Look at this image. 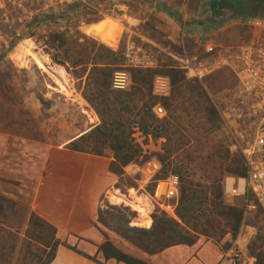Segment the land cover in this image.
Masks as SVG:
<instances>
[{"label": "trees", "instance_id": "1", "mask_svg": "<svg viewBox=\"0 0 264 264\" xmlns=\"http://www.w3.org/2000/svg\"><path fill=\"white\" fill-rule=\"evenodd\" d=\"M208 5L213 18L240 16L238 10L226 9L217 0H210ZM45 43L55 50L50 59L65 70L73 71L72 75L82 82L80 95L98 119L96 125L67 146L95 155L108 149L112 157L109 168L119 175L123 166L136 162L141 155V148L133 137L134 131L145 139L162 138L160 151L154 154L160 164V173L155 179L167 173L176 174L179 179L177 195L171 199L174 216L154 206L149 213L150 225L149 221L137 224L139 219L137 215L132 217L134 212L107 203L98 209L97 221L148 254L173 244H191L198 235L218 242L229 234L233 240L242 225L243 208L224 201L222 179L226 175L242 176L244 166L239 152L230 150V143L225 139L204 149L207 135L218 128L219 114L201 82L207 77L231 72L221 68L198 81L185 78L183 70L171 59L160 60L155 67L126 68L130 84L117 90L110 86L111 76L113 71L124 67L122 57L116 52L92 40L81 41L72 34L65 36L59 31L49 33ZM155 76L167 78L169 89L166 95L153 91ZM155 104L162 106L163 116L157 117L152 112ZM148 186L149 192L153 193L155 182ZM112 192L121 194L115 190ZM108 200L114 204L122 203L113 194H108ZM0 205L15 211L13 202L7 199ZM7 223V220L0 219V264L11 262L15 248L11 238L21 240V244L24 241L7 230L10 227ZM27 226L28 239L39 243L40 248L30 250L27 246L22 255H17L21 260L19 264H46L61 242L54 237V228L32 213L28 215ZM25 232L27 230L24 231L26 235ZM46 248L45 258L41 260ZM100 249L106 258L114 257L127 264H146L115 250L107 242ZM249 254L255 258L254 264H264V254Z\"/></svg>", "mask_w": 264, "mask_h": 264}, {"label": "crops", "instance_id": "2", "mask_svg": "<svg viewBox=\"0 0 264 264\" xmlns=\"http://www.w3.org/2000/svg\"><path fill=\"white\" fill-rule=\"evenodd\" d=\"M209 1L195 0L183 10L187 17L183 31L188 41L198 43L201 53L204 42L222 44V37L225 43L241 37L228 30L231 22L211 27ZM6 57L10 59L9 54ZM4 60L0 57V197L54 228L61 243L46 264H127L104 257L100 249L104 242L146 264H227L230 246H239V236L232 240L225 234L214 242L198 235L191 244H173L148 254L99 223L100 200L116 180L109 168L111 153L95 155L67 146L98 123L95 113L79 91L67 99L57 90L61 100H48L30 84L6 82ZM53 77L62 80L56 73Z\"/></svg>", "mask_w": 264, "mask_h": 264}, {"label": "rangeland", "instance_id": "3", "mask_svg": "<svg viewBox=\"0 0 264 264\" xmlns=\"http://www.w3.org/2000/svg\"><path fill=\"white\" fill-rule=\"evenodd\" d=\"M98 3H100L99 10L103 15L100 14L93 17L88 11L81 13L87 25L77 26L72 20H66L65 24L61 27L40 26L33 28L25 34L23 39L19 40H14V38H12L11 29L0 23V54L5 58L3 70L7 75L6 82L9 81L17 85H23L25 83L30 84L36 94H44L48 100L58 99L60 101V92H62L67 99L68 96L70 97L74 92H80L82 82L79 78H75L72 75L73 71L65 70L62 65L50 59V54L55 53V50L48 48L45 40L47 35L54 31L62 32L65 36L72 34L81 41L92 40L96 42V44H100L116 52L117 56L122 57V66L124 68L120 70L123 71L129 68L125 62V54L128 50L152 51L156 54L158 62L160 60L171 59L174 64L176 62L171 58L169 55L170 53L188 55V52H195L201 54L198 43L192 40L188 41V36L181 26L182 22L187 20V17H183V10H186L188 6L194 4L195 0H98ZM120 5L123 8L122 10L120 9ZM254 15L264 17V13ZM218 18L226 17H217V19ZM109 20L116 22L121 27L115 38L114 46H112L115 47L114 49L98 38L91 37L83 31V28L86 26H90V29L94 27L93 30L97 34L103 35L104 41L108 43V40L112 37V30L117 27L114 25L108 27L107 23ZM99 21L104 22L99 26H94V24ZM90 29L84 28L87 32H89ZM228 30H230V32L234 31L235 34L238 33L241 34V36H245L247 28L241 24L232 23ZM217 39L218 41L220 40V38ZM223 40H225V38L222 37L221 41L225 43ZM8 54L10 59L6 57ZM35 54L39 55V57L49 65L52 71L61 75L62 80L55 79L53 77L55 74L54 72L48 73L43 70L39 66L37 62L39 60L36 59ZM184 76L188 78L185 74ZM162 77L166 82L168 93L169 85L167 78L164 76ZM201 82L207 92L210 102L214 105L219 114L218 128L207 135L204 149H208L211 143H219L221 140L225 139L230 143V150H234L233 147H231L232 143L236 141L239 144H244L245 140L249 139L247 126L253 118L250 117L249 114H253L252 110L256 108L254 104L256 98L239 96L235 80L233 76L227 72L221 75L207 77ZM129 84L130 80H128L127 87ZM60 89L66 90L67 92ZM153 91L155 92L154 88ZM68 109L70 108L66 104V111ZM133 137L141 148V155L134 163H141L144 160L153 158L155 156L154 154L160 151L162 138L156 140L145 139L138 131H134ZM190 146H193V143H191ZM185 149L188 150V146H186ZM105 151L109 150L104 149L103 154H105ZM226 176L238 177L233 175ZM226 176H224L223 179ZM139 179L140 176L138 174L127 176L123 174L122 170L119 175H116L113 186L105 194L106 197L103 196V198H101L100 208H103L104 204L107 203L118 207H126L128 210L134 212L133 218L136 217V215L138 219L141 218L140 221L138 220L136 222L137 224H145L148 222L150 204L145 198L141 196L138 197V195L146 193L145 195L149 194L152 197L154 196L153 193L149 192V183L142 185ZM115 184L117 187H115ZM112 190L121 194H116L114 192L108 193ZM108 194L119 197L122 203L114 204L108 202ZM154 199L156 198L154 197ZM223 199L226 203H230L228 197L223 196ZM4 200L6 199L3 197L0 198V202ZM159 201L165 203L171 201V199L167 200L160 196ZM13 205L15 211L6 209L0 205V219L7 220V225L10 226L7 230L24 240L22 244L21 240L17 238H11L10 240L15 245L10 264H19L21 260L20 257H17L18 254L22 255L27 246L30 250H35L39 249L40 245L34 242L33 239H28L27 237L29 232V227L27 226L28 210L18 204L13 203ZM141 206L147 214L144 215V213L143 216L139 218V212L141 214L143 211ZM136 207H139L142 211H139L140 209L138 208V210ZM25 230H27V232H25L26 235L24 234ZM237 236L240 237L239 246L233 245L230 246V249H238L241 253L242 260L246 261L252 258L251 260L254 264L255 258L250 256L249 253L264 254V215L260 209L253 208L243 211L242 225L236 237ZM224 246H226V244L222 245V247ZM120 247L124 248V246ZM45 250L46 251L41 255V260L45 258L47 248Z\"/></svg>", "mask_w": 264, "mask_h": 264}, {"label": "built area", "instance_id": "4", "mask_svg": "<svg viewBox=\"0 0 264 264\" xmlns=\"http://www.w3.org/2000/svg\"><path fill=\"white\" fill-rule=\"evenodd\" d=\"M99 7L98 0H0V23L11 29L14 40H19L33 28L61 27L66 20H72L77 26L87 25L81 13L88 11L93 17L103 15ZM120 9H123L121 5ZM228 22L246 27L245 36L238 37L235 42L222 44L204 42L201 54L188 52V55H169L188 78L198 81L211 72L226 68L235 80L238 95L256 98V108L252 110L253 114H249L254 118L247 126L249 139H246L244 144L236 141L231 144L241 155L244 174L236 178L226 176L222 181V194L230 199V203L242 206L243 211L258 208L264 215V17L255 15L216 18L212 20L211 27L215 28ZM125 62L128 67H155L158 60L152 51L128 50ZM128 80L126 71L115 70L110 86L122 90L127 87ZM153 88L158 95H166V82L162 76L154 77ZM151 109L157 117L165 114L159 104L153 105ZM122 170L127 176L138 174L142 185L155 182L153 196L156 199L149 194L145 195L146 193L138 195L150 204L148 217L154 206L174 216L172 202L164 203L159 201V198L161 196L170 200L177 195L179 179L176 174L167 173L164 177L155 179L160 173V164L155 157L141 163L126 164ZM150 223L149 217V225ZM227 264L253 262L242 260L240 251L232 249L227 256Z\"/></svg>", "mask_w": 264, "mask_h": 264}, {"label": "flooded vegetation", "instance_id": "5", "mask_svg": "<svg viewBox=\"0 0 264 264\" xmlns=\"http://www.w3.org/2000/svg\"><path fill=\"white\" fill-rule=\"evenodd\" d=\"M224 4L226 9H236L240 16H255L251 14L264 13V0H233L231 4L228 0H217Z\"/></svg>", "mask_w": 264, "mask_h": 264}, {"label": "bare ground", "instance_id": "6", "mask_svg": "<svg viewBox=\"0 0 264 264\" xmlns=\"http://www.w3.org/2000/svg\"><path fill=\"white\" fill-rule=\"evenodd\" d=\"M103 22H104V21H99L98 23L94 24V26H95V25H96V26H99V25H101ZM107 25H108V27L111 26V25L117 26L116 28H114V29L112 30V31H113V32H112V37H111L110 40H108V43H106V42L104 41L102 35L97 34V33L93 30L94 27H92V29H90V28H91L90 26H86V27H84V28H89L90 31L87 32V31L84 30V28H83V31H84L86 34H88L89 36H91V37H96V38H98L100 41L104 42L106 45L114 46L115 38H116L117 34L119 33L121 27H120L119 24H117L116 22H113V21H111V20H109V22L107 23ZM107 32H108V31H107ZM35 56H36V59L39 60V61H37V62H38V64H39V66H40L43 70L47 71L48 73H52V72H53L52 69L49 67V65H47V63H46L44 60H42V59L39 57V55L35 54ZM136 208L138 209L139 207H136ZM139 209H140V208H139ZM139 209H138V210H139ZM141 209L143 210L142 206H141ZM141 209H140L139 211H142ZM147 211H148V210H147ZM144 213H145L144 211H143V213H141V214H140V212H139V218L142 217ZM146 214H147V213H145L144 215H146ZM140 220H141V218L139 219V221H140Z\"/></svg>", "mask_w": 264, "mask_h": 264}, {"label": "water", "instance_id": "7", "mask_svg": "<svg viewBox=\"0 0 264 264\" xmlns=\"http://www.w3.org/2000/svg\"><path fill=\"white\" fill-rule=\"evenodd\" d=\"M229 2H230L231 4L233 3V1H232V0H230Z\"/></svg>", "mask_w": 264, "mask_h": 264}]
</instances>
